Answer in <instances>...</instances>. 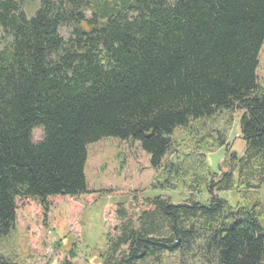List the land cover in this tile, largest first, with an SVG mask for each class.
Wrapping results in <instances>:
<instances>
[{
	"label": "trees",
	"instance_id": "1",
	"mask_svg": "<svg viewBox=\"0 0 264 264\" xmlns=\"http://www.w3.org/2000/svg\"><path fill=\"white\" fill-rule=\"evenodd\" d=\"M40 3L28 18L26 0H0V264H19L4 242L21 215L39 211L43 223L54 202L89 193L88 145L108 138L138 143L159 170L176 130L222 111L241 112L244 153H228L223 133L216 139L234 162L231 170L212 180L218 174L205 151L197 162L184 155L166 169L171 176L185 166L200 172L196 189L209 198H147L136 220L120 206V223L99 259L264 264V203L257 197L234 205L219 196L264 189V91L257 76L264 0ZM35 128L41 141H33Z\"/></svg>",
	"mask_w": 264,
	"mask_h": 264
},
{
	"label": "rangeland",
	"instance_id": "2",
	"mask_svg": "<svg viewBox=\"0 0 264 264\" xmlns=\"http://www.w3.org/2000/svg\"><path fill=\"white\" fill-rule=\"evenodd\" d=\"M40 1L26 0L28 18H32L40 8ZM90 15L88 12L87 17ZM82 27L88 29L87 24ZM61 33L68 36L66 29ZM257 76L264 91V44L259 55ZM240 115L239 111H222L212 120L176 130L172 137L173 148L159 170L151 167L149 155L138 143L108 138L88 145L85 173L89 193L54 202L43 223L39 211L32 210L28 218L21 215L15 233L5 240L4 247L14 246L19 264H61L66 260L72 264H101L99 255L105 249L107 235H113L120 223L117 211L121 207L136 220L138 214L147 209V198L161 196L173 204L205 202L209 198L207 192L199 194L201 186L196 189V184L201 181L198 178L200 172L185 166L179 174L171 176L166 169L170 163H178L184 155H191V161L197 162L195 158L201 157L205 151L212 171L218 174L212 180L229 172L234 162L225 153V147L229 149L228 153L237 155H242L245 149L239 136ZM220 133L224 135L223 148H218L216 143V139L221 138ZM32 135L34 142L41 141L43 131L35 128ZM166 180L170 184H166ZM239 190L219 193V196L234 205L257 197L264 203V189ZM73 243L76 245L74 248ZM71 250H75L74 260L70 258ZM52 251L55 256L47 262L45 257ZM164 261L165 264H180L173 256H166ZM183 264L197 263L186 261Z\"/></svg>",
	"mask_w": 264,
	"mask_h": 264
}]
</instances>
